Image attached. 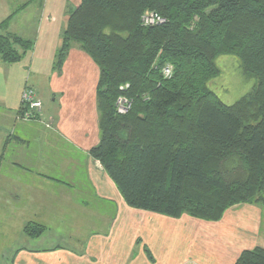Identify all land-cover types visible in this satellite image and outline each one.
Wrapping results in <instances>:
<instances>
[{
  "label": "trees",
  "instance_id": "1",
  "mask_svg": "<svg viewBox=\"0 0 264 264\" xmlns=\"http://www.w3.org/2000/svg\"><path fill=\"white\" fill-rule=\"evenodd\" d=\"M74 1L55 70L73 44L96 63L99 140L89 154L124 202L204 220L239 203L262 206L264 0ZM146 11L163 21L143 24ZM8 19L0 22L1 63L19 61L31 47L7 32ZM221 54L236 56L244 76L255 79L232 104L208 86ZM119 97L129 104L124 113L117 111ZM44 230L37 222L22 227L29 237ZM235 264H264V248L242 250Z\"/></svg>",
  "mask_w": 264,
  "mask_h": 264
},
{
  "label": "crops",
  "instance_id": "2",
  "mask_svg": "<svg viewBox=\"0 0 264 264\" xmlns=\"http://www.w3.org/2000/svg\"><path fill=\"white\" fill-rule=\"evenodd\" d=\"M75 3L0 0V22L9 18L7 32L31 42L19 61L0 62V210L19 212L12 234L25 241L1 264H235L242 250L264 248V209L257 204L239 203L217 220H204L169 217L124 202L89 154L99 140L96 63L73 44L60 72L55 70L67 9ZM26 86L42 102L32 119L19 114ZM60 212H77L70 213L76 224L96 229L71 236L69 245H37L44 231L37 237L23 233L27 222L46 229V221Z\"/></svg>",
  "mask_w": 264,
  "mask_h": 264
},
{
  "label": "rangeland",
  "instance_id": "3",
  "mask_svg": "<svg viewBox=\"0 0 264 264\" xmlns=\"http://www.w3.org/2000/svg\"><path fill=\"white\" fill-rule=\"evenodd\" d=\"M215 63L219 68V74L209 81L208 86L215 93L218 99L225 104H232L250 91L255 83V79L244 76L241 70L240 61L236 56L232 54H221L217 56ZM41 95L43 99L47 101V95L44 93ZM261 208L264 209V203ZM113 209L114 208L112 206L108 209L107 214L109 215V218H111L114 213ZM18 213L19 212L11 211L9 209L0 210V264L9 259L11 250L14 247L17 245H24L25 243L20 235L17 233L12 234L13 231L18 228V224H15V221L18 223L20 220V218L17 217ZM70 213L76 215L77 212H60V214L53 220H45L47 228L42 234L44 239L41 240L43 242L36 244L43 245V243L50 244L58 242L62 245H69V239L71 236L74 237L77 235L84 237L87 232L93 230L94 228L96 229V226H87L82 223L79 225L76 224V218L71 217ZM61 215H63L62 218L59 217ZM97 223H99L98 220ZM139 243L140 242H138L137 245ZM29 244L34 243L31 241Z\"/></svg>",
  "mask_w": 264,
  "mask_h": 264
},
{
  "label": "built area",
  "instance_id": "4",
  "mask_svg": "<svg viewBox=\"0 0 264 264\" xmlns=\"http://www.w3.org/2000/svg\"><path fill=\"white\" fill-rule=\"evenodd\" d=\"M142 23L145 25L157 24L163 21V19L152 11H146L141 17ZM165 73H169V69H165ZM21 105L22 112L20 117L24 119H32L37 116L41 111L42 102L37 95L34 88L26 86L21 92ZM128 102L125 97H119L117 99V111L119 113L126 112L128 108Z\"/></svg>",
  "mask_w": 264,
  "mask_h": 264
}]
</instances>
